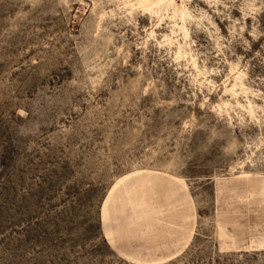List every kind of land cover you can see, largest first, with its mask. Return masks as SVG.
<instances>
[{"label": "rangeland", "instance_id": "rangeland-1", "mask_svg": "<svg viewBox=\"0 0 264 264\" xmlns=\"http://www.w3.org/2000/svg\"><path fill=\"white\" fill-rule=\"evenodd\" d=\"M165 2L0 0V264H264V0Z\"/></svg>", "mask_w": 264, "mask_h": 264}, {"label": "bare ground", "instance_id": "bare-ground-1", "mask_svg": "<svg viewBox=\"0 0 264 264\" xmlns=\"http://www.w3.org/2000/svg\"><path fill=\"white\" fill-rule=\"evenodd\" d=\"M149 0H138V3L140 5H145L146 2H148ZM156 1H159L161 4H162V1H166L164 4H163V8L164 10H169V9H172L173 10V17L175 16H179L180 19L182 20V33L184 34V36H187V28L185 27V23L190 21L191 19V15L189 14V12L187 11V9L185 8L184 5H181V6H177L175 7V0H156ZM135 7V6H134ZM148 11L152 12V7L148 6ZM159 10V9H158ZM157 10V11H158ZM159 12V11H158ZM157 13V12H156ZM185 54L187 55L186 53H188L186 50H181L180 48V54ZM189 54V53H188ZM185 55H182V56H185Z\"/></svg>", "mask_w": 264, "mask_h": 264}]
</instances>
